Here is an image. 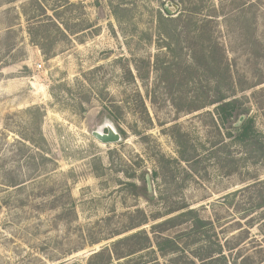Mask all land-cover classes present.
<instances>
[{
  "label": "rangeland",
  "instance_id": "374dc122",
  "mask_svg": "<svg viewBox=\"0 0 264 264\" xmlns=\"http://www.w3.org/2000/svg\"><path fill=\"white\" fill-rule=\"evenodd\" d=\"M38 1L46 14L0 0V264H87L135 231L110 237L136 208L152 237L183 203L235 236L226 195L264 178V156L233 139L248 118L264 134V0ZM221 95L238 100L223 123L209 104ZM108 128L119 140L93 135ZM142 174L148 197L127 185ZM183 220L160 234L194 246ZM258 243L240 245L249 264H264ZM138 256L166 258L155 245Z\"/></svg>",
  "mask_w": 264,
  "mask_h": 264
},
{
  "label": "trees",
  "instance_id": "16d2710c",
  "mask_svg": "<svg viewBox=\"0 0 264 264\" xmlns=\"http://www.w3.org/2000/svg\"><path fill=\"white\" fill-rule=\"evenodd\" d=\"M12 1L14 0H8V2ZM30 1L31 3H35L37 9L39 7V11L42 14H46L45 6L41 5L38 0ZM164 11L166 14H170L169 10L164 9ZM24 15L27 17V23H35V21L33 22L34 17L28 16L26 12ZM181 15L182 12H179L174 18L179 20L182 18ZM8 32L10 31L8 30ZM199 33L201 31L195 32V39L200 37ZM9 41L7 40V43ZM32 42H35V40L32 39ZM192 51L196 52L195 50ZM207 53L201 49L200 54L202 55V59L205 63L209 64L212 61L211 55H209V53L211 54V50H208ZM192 57L195 63L197 58L194 55ZM195 67L199 68L197 64ZM237 102V98L233 97L225 100V96L221 95L217 96V99L213 102L211 101L209 104L218 103L216 111L220 117L219 120L223 123L228 119L227 117L234 114V112L232 114L231 112ZM233 139L243 148L245 154L255 149V151H259L262 157L264 156V134L255 127L254 121L251 118L246 119L244 123L238 124L235 127ZM138 179L142 180V184L138 185L134 182L127 184L130 191L135 195L148 197L149 192L145 184V175L142 174ZM245 181L243 186L226 195V198H231V202L228 205L234 212L231 215L232 219L227 223L232 227L235 226V229L238 230L237 234L232 238L228 237L223 241L219 240L213 223V217L211 223L210 219L200 217L195 208H190L184 203L176 208L167 210L164 214H170L178 210H182V212L151 224L150 232L153 233L152 235H158L152 237L145 228H142L144 224L148 223L149 217L143 210L136 208L128 223L121 228L122 230H115L110 237L118 236L132 229H135V231L121 236L111 241L109 245L103 246L93 252L87 264H216L220 260H223L224 264H237L236 259L238 258H240L242 264H249L254 261L255 257L245 252L241 253L246 250L240 246L241 244L248 241H259L258 249L264 251V178L254 175ZM162 215L156 213L152 215V219H157ZM185 217L191 219L192 222L190 230L187 233H185L186 231L182 233H194L190 239V243L194 246H191L186 241L182 245L179 243V240L176 241L160 234L177 224L184 223L183 219ZM211 225L212 234L210 233ZM254 226L258 228L260 239L257 236H252L250 233V229ZM153 245H155L158 255L166 257L164 262H160L156 256L148 260H144L142 256L133 258L136 253L149 249ZM225 250L230 254L233 251L235 254L230 263H226L228 255L225 254ZM115 260L117 262L114 263Z\"/></svg>",
  "mask_w": 264,
  "mask_h": 264
},
{
  "label": "water",
  "instance_id": "95a60500",
  "mask_svg": "<svg viewBox=\"0 0 264 264\" xmlns=\"http://www.w3.org/2000/svg\"><path fill=\"white\" fill-rule=\"evenodd\" d=\"M93 135L99 139L102 142H115L117 140H119V134L115 133L112 129L108 128L106 133H101V132H97L94 131ZM145 180H146V185H147V190L150 192L151 189V185H150V178L149 175L146 174L145 176Z\"/></svg>",
  "mask_w": 264,
  "mask_h": 264
},
{
  "label": "built area",
  "instance_id": "2783aa9c",
  "mask_svg": "<svg viewBox=\"0 0 264 264\" xmlns=\"http://www.w3.org/2000/svg\"><path fill=\"white\" fill-rule=\"evenodd\" d=\"M40 66V65H39Z\"/></svg>",
  "mask_w": 264,
  "mask_h": 264
}]
</instances>
